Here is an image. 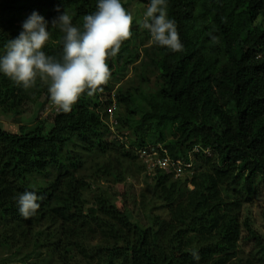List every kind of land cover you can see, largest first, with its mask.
Instances as JSON below:
<instances>
[{
  "label": "trees",
  "instance_id": "16d2710c",
  "mask_svg": "<svg viewBox=\"0 0 264 264\" xmlns=\"http://www.w3.org/2000/svg\"><path fill=\"white\" fill-rule=\"evenodd\" d=\"M133 1L121 0L127 10ZM97 5L98 0H0V55L35 11L49 22L43 50L59 59L64 34L51 28V21L66 10L73 24L82 26V17ZM167 5L182 51L152 44L138 23L142 17L133 20L131 38L108 58L111 77L102 91L84 93L71 112H52L18 131L0 127V264H259L264 259V237L245 215L264 183V0H167ZM211 29L218 43L212 42ZM142 52L148 70L138 75V85L125 86ZM149 72L156 76L151 83ZM115 88L120 129L135 138L131 148L115 140L99 110ZM50 100L39 78L25 90L0 73V112L16 122L39 104L48 109ZM157 142L187 161L199 146L202 151L192 156L195 172L148 174L138 150ZM139 175L145 186L138 192L128 179ZM40 176L52 180L41 186ZM99 178L127 185L119 193L123 208L94 189ZM25 191L42 197L27 219L16 202ZM242 239L251 242L248 255L241 253Z\"/></svg>",
  "mask_w": 264,
  "mask_h": 264
},
{
  "label": "clouds",
  "instance_id": "9594fccd",
  "mask_svg": "<svg viewBox=\"0 0 264 264\" xmlns=\"http://www.w3.org/2000/svg\"><path fill=\"white\" fill-rule=\"evenodd\" d=\"M133 19L121 0H98L97 10L84 15L79 27L65 10L51 21V28L64 34L62 56L57 59L43 50L51 35L49 22L34 11L23 22L19 36L4 45L0 73L25 90L33 88L39 78L48 86L57 110L69 113L84 93L93 96L108 83V58L115 57L122 43L131 38ZM138 23L149 31L152 44L173 52L183 50L176 22L169 18L167 0H150ZM213 31H209L211 40L218 43ZM41 199L33 191L21 193L16 200L19 213L25 219L34 216ZM192 255L199 260L196 251Z\"/></svg>",
  "mask_w": 264,
  "mask_h": 264
},
{
  "label": "rangeland",
  "instance_id": "374dc122",
  "mask_svg": "<svg viewBox=\"0 0 264 264\" xmlns=\"http://www.w3.org/2000/svg\"><path fill=\"white\" fill-rule=\"evenodd\" d=\"M148 4H141L138 0H134L132 4H130L128 11L132 13L134 19L137 20L143 16V12L146 10ZM140 20V19H139ZM264 24V19L261 20ZM145 57L144 53H140V56L138 57L137 61L132 65L131 71L129 72V76L126 77L123 80V84L127 86H136L141 82V77L139 78L138 75H141L145 69L148 70L144 66ZM149 76L151 80L149 83H151L152 80L156 79L155 75L150 74ZM119 83L122 84V83ZM154 84V83H153ZM118 87V86H117ZM51 102V100H50ZM49 105V104H48ZM46 109V105L43 109H41V105H37L34 108L33 114H26L22 117V122H16L13 120L10 116L3 114L0 112V127L5 128L10 131H18L21 124H28L32 125L36 122L38 119H45L48 116H52L53 108ZM103 118V117H102ZM104 120V119H103ZM52 126V119L50 118L47 124V127L50 128ZM52 178H47L44 176L38 177V185H46L48 182H50ZM134 181L136 183V188L138 192L144 188V178L143 176H138L136 179L129 178L128 181ZM125 183H115L111 182L108 179L105 178H99L98 180L94 181L93 187L94 189H100L104 195L114 204L117 206L123 208L124 207V199L119 195L120 192L124 191L126 188ZM130 202V210L134 213L133 217L139 219V215L137 214V209L134 207V204L132 203V199L129 197ZM245 215L249 216L251 219V222L253 226L262 234L264 237V183L261 185L260 191L256 198L254 199V202L249 204L246 208ZM252 251L251 242L242 239L241 241V253L248 255ZM1 250H0V257H1ZM47 264H54V262L47 263ZM259 264H264V259L259 260Z\"/></svg>",
  "mask_w": 264,
  "mask_h": 264
},
{
  "label": "built area",
  "instance_id": "2783aa9c",
  "mask_svg": "<svg viewBox=\"0 0 264 264\" xmlns=\"http://www.w3.org/2000/svg\"><path fill=\"white\" fill-rule=\"evenodd\" d=\"M53 108L52 112H58L55 105L50 102ZM119 105L116 101V88L112 91L110 96V102L105 109H99L101 115L110 129V133L118 142L124 144L127 148L134 147L133 140L135 139L131 132L127 129H120L121 118L119 114ZM206 154L211 155V149H203ZM202 151L199 146H195L190 152V161L184 159V157L179 156L174 158L170 155V152L165 148L162 142L150 143L143 145L139 148L138 154L141 160L146 166L147 173L152 175L155 174L156 169H165L173 172L175 176L181 177L186 173L191 175L195 172V165L192 161V156L194 153Z\"/></svg>",
  "mask_w": 264,
  "mask_h": 264
}]
</instances>
